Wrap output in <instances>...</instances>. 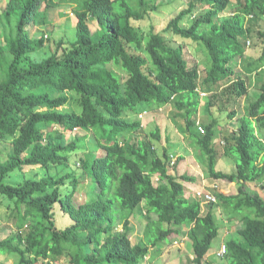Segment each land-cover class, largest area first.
Wrapping results in <instances>:
<instances>
[{
    "label": "trees",
    "instance_id": "obj_1",
    "mask_svg": "<svg viewBox=\"0 0 264 264\" xmlns=\"http://www.w3.org/2000/svg\"><path fill=\"white\" fill-rule=\"evenodd\" d=\"M53 1L8 0L0 13V141L12 138L10 153L0 158V196L13 211L15 228L0 235V256L15 264H140L150 248L181 233L175 227L189 224L191 263L201 264L219 230L213 203L202 210L194 191L169 175L167 148L157 156L150 142L129 140L142 127L126 114H141L143 105H170L183 112L184 132L201 151L206 176L238 184L234 195L215 194L228 219L242 222L225 242L223 258L264 264V198L247 187L264 181V68L256 73L255 101L248 95L252 73L239 69L249 48L247 23H264V0H182L165 29L172 41L152 26L146 36L132 25L151 18L159 9L155 0H74L75 40L57 42L35 61L31 55L45 43L31 38L27 27ZM185 17L188 27L181 26ZM188 43L203 48L204 70L185 59ZM258 52L250 56L253 63L264 60V40ZM71 102L74 109L59 110ZM212 105L221 113L232 109L227 119L236 118V130H218ZM200 109L210 117L207 124L198 122ZM76 130L85 134L68 141ZM218 131L222 154L213 145ZM150 135L160 140L158 129ZM221 157L235 158L236 170L217 171ZM29 167L46 169V175L22 184L6 181ZM57 168L62 170L51 172ZM139 208L146 215L145 237L133 245L129 221ZM59 216L71 223L61 228Z\"/></svg>",
    "mask_w": 264,
    "mask_h": 264
},
{
    "label": "rangeland",
    "instance_id": "obj_2",
    "mask_svg": "<svg viewBox=\"0 0 264 264\" xmlns=\"http://www.w3.org/2000/svg\"><path fill=\"white\" fill-rule=\"evenodd\" d=\"M8 0H0V13L1 10L5 7ZM156 5L159 9L151 15L149 20L143 21H133L132 25L148 35L150 32V27H154L155 31L161 33V35L166 40L173 39L171 32L165 31L169 21L175 16L177 12L182 9L183 3L182 0H155ZM76 3L74 0H54L53 5L46 7L43 4L39 10V19L35 24H31L27 27L30 37L33 39L43 38L45 43L44 48L38 50L31 55L32 59L35 61H40L42 58L46 57L47 54L52 52L57 42L63 41L65 45L69 42L74 41L76 38V17L74 15V10L76 8ZM230 12V10L228 11ZM190 19L185 17L182 21L181 26L188 27L190 24ZM91 30L96 28V24L93 21H88L87 23ZM251 28L249 37L247 38V47L251 55L255 52L259 54L258 50L261 49L262 41L264 40V23L262 20H251L247 23ZM3 31V23L0 17V42L2 43L1 34ZM145 39V38H144ZM249 41V42H248ZM146 42V39H145ZM249 43V44H248ZM185 47L187 52L185 59L188 63L192 61L196 62L199 65L200 71L204 70L207 65V56L203 51V48L198 45H191L188 43ZM264 61V60H263ZM264 66L262 64H257L256 71L251 72L252 75L249 79L252 83V87L249 88V99L255 101L259 95V89L255 82L257 80L256 73ZM238 71V68L236 69ZM245 72V70H242ZM117 73H120L116 70ZM247 72V71H246ZM249 73V72H247ZM243 75V73H242ZM241 75V77H242ZM245 75V74H244ZM122 76V75H121ZM258 76L261 77L262 74L258 73ZM243 78V77H242ZM124 80V78H122ZM235 79V78H232ZM255 79V80H254ZM230 83V82H229ZM228 83V84H229ZM201 102L206 99L205 96L201 97ZM240 100V99H239ZM244 98H241V104L243 105ZM203 104V103H202ZM241 106V105H240ZM73 102L69 103L66 107L59 108V110H72L74 109ZM232 109L228 108L227 113H221L217 105L211 106L212 115L218 118L221 128L218 130L225 131H234L237 128L236 118L228 120L227 114L230 113ZM140 114H126L125 118L131 121H139L142 127V130L139 133L133 134L129 137L130 141L143 140L150 142L154 148L155 155L160 156L164 148L168 149V152L172 154L173 157L178 158L174 167H169V175L174 177L178 182L184 184L188 187L189 190L193 193L196 190L198 191H211L210 186L217 184L219 188V193L226 196L234 195L237 192L238 184L236 182H226L221 180H211L206 176L203 161L201 158V151L198 149V146L195 144L193 139L188 138L184 132L185 124L183 120V112L179 113L172 109V106L167 105L161 108L154 107L153 109H147L144 105L139 107ZM237 114L241 115L244 111L239 108L236 111ZM174 116V117H172ZM199 124H207L210 121V117L203 114V109L199 110L197 115ZM182 128V129H181ZM223 128V129H222ZM159 130L160 140L157 141L153 139L150 135L151 132ZM194 130V129H192ZM191 130V132H192ZM81 136L85 134L80 130L74 131L73 134L66 135L68 141L72 140L74 135ZM188 134V133H187ZM223 133L220 131L217 132V135L214 139L215 149L220 150L222 154V136ZM12 148V138H6L5 140L0 141V158L3 160L6 159V156L10 153ZM236 160L233 157H221L216 165V170L223 173H232L236 170L235 164ZM62 170L61 168L51 170L52 173ZM46 175V169L33 167L26 168L24 174L21 175H11L6 181L13 184H22L26 180H40L43 176ZM182 177L193 179L192 181H186ZM153 184L155 186L159 185L157 178L153 177ZM248 190L253 191L264 198V181L260 185L257 184H247ZM80 200L83 198L79 196ZM7 200L5 197L0 196V235L2 238L8 236L11 231H15L13 221H12V210L6 209ZM143 206V204H142ZM208 203L201 201V209L205 210L208 207ZM144 207V206H143ZM140 208L136 212L135 216L130 218L129 227H130V242L133 245L143 243L145 237L146 229V215L143 212H139ZM213 213L216 217L219 230L217 237L211 243L210 250L204 257L201 264H229V260L219 257L221 246L225 244L229 239L235 238L237 236V231L241 228L242 222L238 219L230 221L226 212L222 210L219 203H213ZM58 211L56 213V216ZM11 218V219H10ZM150 218L156 220V215H150ZM57 223L61 228L69 225L71 221L67 218V221L62 216L57 217ZM189 224L183 225L181 227H175L181 233L172 234L164 243H158L154 248H150L147 257L140 264H193L191 260L193 259V252L190 241L186 238L185 234L189 228ZM116 229L121 231L122 227L120 222H117ZM0 264H15V260L12 257L1 255Z\"/></svg>",
    "mask_w": 264,
    "mask_h": 264
},
{
    "label": "built area",
    "instance_id": "obj_3",
    "mask_svg": "<svg viewBox=\"0 0 264 264\" xmlns=\"http://www.w3.org/2000/svg\"><path fill=\"white\" fill-rule=\"evenodd\" d=\"M249 44V43H248ZM143 114V113H142ZM142 114H140L142 116ZM200 132H203L202 127L198 126ZM176 159L171 158L170 166H173L175 164ZM210 189L214 190L215 193L219 192V188L217 184H213L210 186ZM214 192L211 191H196L195 194L204 202V203H216L217 197ZM226 252V248L224 245L221 246L220 252L218 256H223Z\"/></svg>",
    "mask_w": 264,
    "mask_h": 264
},
{
    "label": "crops",
    "instance_id": "obj_4",
    "mask_svg": "<svg viewBox=\"0 0 264 264\" xmlns=\"http://www.w3.org/2000/svg\"><path fill=\"white\" fill-rule=\"evenodd\" d=\"M249 42V41H248ZM253 57L254 55H251L250 53H249V51L245 54V56L241 59V61H240V70H245V72L247 71V72H253V71H256V69L255 68H257V64H258V66H259V64H262V62H264V61H262L261 63L260 62H258V61H256V62H254L253 63V60L251 61V57ZM250 62H252V64L250 63ZM262 68H264V66L262 67ZM258 69V68H257ZM218 171V170H217Z\"/></svg>",
    "mask_w": 264,
    "mask_h": 264
},
{
    "label": "clouds",
    "instance_id": "obj_5",
    "mask_svg": "<svg viewBox=\"0 0 264 264\" xmlns=\"http://www.w3.org/2000/svg\"><path fill=\"white\" fill-rule=\"evenodd\" d=\"M203 96L206 97L205 94H201V97H203ZM141 114H142V113H141ZM171 158H175V157H173L172 154H170V162H171ZM175 159H176V161L178 160V158H175ZM176 161H175V163H176ZM170 162H169V165H168V169H169V167H174V166H175V164H174L173 166H170ZM168 173H169V172H168ZM196 191H198V190H196ZM196 191H195V192H196ZM195 192H194V193H195ZM216 193H219V192H216ZM216 193H215V194H216ZM202 202H203V201H202ZM208 204H209V203H208Z\"/></svg>",
    "mask_w": 264,
    "mask_h": 264
}]
</instances>
